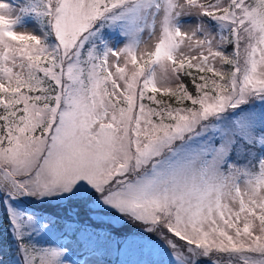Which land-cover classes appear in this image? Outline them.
Returning <instances> with one entry per match:
<instances>
[{
	"label": "snow or ice",
	"instance_id": "snow-or-ice-1",
	"mask_svg": "<svg viewBox=\"0 0 264 264\" xmlns=\"http://www.w3.org/2000/svg\"><path fill=\"white\" fill-rule=\"evenodd\" d=\"M0 207V264H264V0H0Z\"/></svg>",
	"mask_w": 264,
	"mask_h": 264
},
{
	"label": "trees",
	"instance_id": "trees-1",
	"mask_svg": "<svg viewBox=\"0 0 264 264\" xmlns=\"http://www.w3.org/2000/svg\"><path fill=\"white\" fill-rule=\"evenodd\" d=\"M0 223V237L3 242L7 243V228L5 227L7 220L4 216L0 219Z\"/></svg>",
	"mask_w": 264,
	"mask_h": 264
},
{
	"label": "rangeland",
	"instance_id": "rangeland-1",
	"mask_svg": "<svg viewBox=\"0 0 264 264\" xmlns=\"http://www.w3.org/2000/svg\"><path fill=\"white\" fill-rule=\"evenodd\" d=\"M29 27H31V24H29ZM3 216L5 217V215H4V209L2 207H0V219ZM0 225H1V223H0ZM5 227L7 228V223H6ZM2 245H6V243L3 242L2 239H1V237H0V246H2Z\"/></svg>",
	"mask_w": 264,
	"mask_h": 264
}]
</instances>
